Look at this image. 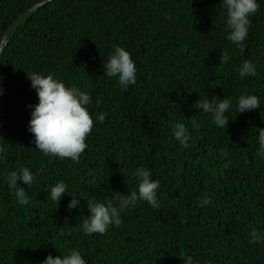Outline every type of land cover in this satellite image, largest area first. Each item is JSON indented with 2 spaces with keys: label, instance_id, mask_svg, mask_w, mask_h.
Listing matches in <instances>:
<instances>
[{
  "label": "trees",
  "instance_id": "1",
  "mask_svg": "<svg viewBox=\"0 0 264 264\" xmlns=\"http://www.w3.org/2000/svg\"><path fill=\"white\" fill-rule=\"evenodd\" d=\"M42 0H0V43L12 21ZM243 46L225 39L220 0H49L20 17L0 51V264H40L71 249L87 264H264V0ZM113 45L130 52L137 79L127 90L103 75ZM244 60L255 76L240 80ZM53 75L89 93L93 128L75 161L46 157L27 131L38 102L27 75ZM231 100L218 128L198 99ZM262 103L239 113L237 98ZM107 113L103 123L96 114ZM195 122V124L193 123ZM183 123L189 147L171 129ZM225 163L228 164L225 167ZM35 173L19 205L9 172ZM137 167L159 181V208L145 201L122 212V223L86 235L87 202L115 205L138 190ZM58 181L67 194L48 196ZM70 195L80 206L69 210ZM211 203L201 207L199 200ZM66 233L60 235V233Z\"/></svg>",
  "mask_w": 264,
  "mask_h": 264
},
{
  "label": "clouds",
  "instance_id": "2",
  "mask_svg": "<svg viewBox=\"0 0 264 264\" xmlns=\"http://www.w3.org/2000/svg\"><path fill=\"white\" fill-rule=\"evenodd\" d=\"M220 5L226 12L225 39L233 45L243 46L249 35L251 17L254 16L260 4L258 0H220ZM103 75L107 78H116L118 85L127 90L130 85L136 83L137 68L131 54L119 45H113L106 61H103ZM255 65L244 60L236 71L240 80L255 76ZM30 87L35 90L38 102L29 105L30 120L27 131L32 135V143L46 157L69 158L73 161L79 158L87 147L86 137L93 128V118L88 108L93 104L89 93L76 86H66L53 75L32 73L27 75ZM3 90L0 88V94ZM231 104L227 98L209 99L206 95L196 101V107L204 113L210 114L212 123L222 128L227 126L229 119L225 115ZM262 103L256 95H241L237 98V110L239 113L252 111ZM107 113L96 114L95 119L103 123ZM195 124V122H193ZM171 135L183 148L189 147V133L183 123L176 124L171 129ZM257 155L264 159V128L258 130ZM228 166L227 163L224 165ZM133 175L138 182V190L115 197V205L100 203L95 199L87 202L89 215L83 220L82 231L86 235H103L109 226L118 227L122 223L121 213L136 206L138 200L145 201L153 209L159 208L157 190L159 181L152 178V172L145 167H137ZM19 205L29 204L30 197L25 188L18 185V181L31 188L36 175L29 168L24 167L11 171L5 178ZM67 185L58 181L48 191V196L53 203H58L67 194ZM71 200L67 204L69 210L80 206V198L70 195ZM211 200L204 198L199 200L201 207L209 205ZM66 233H60L65 235ZM182 264H193L190 256H180ZM40 264H87V261L77 249H71L67 254L52 256L49 254Z\"/></svg>",
  "mask_w": 264,
  "mask_h": 264
},
{
  "label": "water",
  "instance_id": "3",
  "mask_svg": "<svg viewBox=\"0 0 264 264\" xmlns=\"http://www.w3.org/2000/svg\"><path fill=\"white\" fill-rule=\"evenodd\" d=\"M47 1H49V0H42V1L38 2V3H36V4L33 5L31 8H28V9L24 10L22 13H20V14H19V15H18V16L12 21L11 25L7 28V30H6V32H5L4 36H3V38H2V40H1V43H0V51L2 50L4 44L7 42L8 37H9V34H10V31H11L13 25L16 23V21H17L20 17H22L24 14H26L27 12H29L31 9H33L34 7H37V6L43 4V3L47 2Z\"/></svg>",
  "mask_w": 264,
  "mask_h": 264
}]
</instances>
